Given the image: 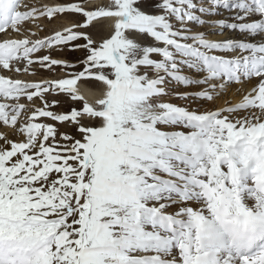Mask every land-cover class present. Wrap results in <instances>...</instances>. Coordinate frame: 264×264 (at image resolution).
Masks as SVG:
<instances>
[{"label":"snow or ice","instance_id":"1","mask_svg":"<svg viewBox=\"0 0 264 264\" xmlns=\"http://www.w3.org/2000/svg\"><path fill=\"white\" fill-rule=\"evenodd\" d=\"M9 30L0 264H264V0H0Z\"/></svg>","mask_w":264,"mask_h":264},{"label":"bare ground","instance_id":"2","mask_svg":"<svg viewBox=\"0 0 264 264\" xmlns=\"http://www.w3.org/2000/svg\"><path fill=\"white\" fill-rule=\"evenodd\" d=\"M30 2L32 3H36L37 0H29ZM58 1H55V0H43V3H57ZM4 34V33H3ZM42 35H48V33H42ZM14 36V33L9 30L8 33H7V36H3V37H7V38H13ZM2 38V37H1ZM3 39V38H2ZM21 79H25V80H38L37 76L36 77H33V76H22L20 77ZM41 78V77H39ZM43 78H50L49 76H44ZM79 86L82 88V90L85 92L86 95H90L92 91H94V89H91L88 85L86 84H83V83H80ZM7 129L5 127H2L0 125V133H3L5 132Z\"/></svg>","mask_w":264,"mask_h":264},{"label":"rangeland","instance_id":"3","mask_svg":"<svg viewBox=\"0 0 264 264\" xmlns=\"http://www.w3.org/2000/svg\"><path fill=\"white\" fill-rule=\"evenodd\" d=\"M55 1H58V2H60V0H55ZM27 2H29V3H32V2H30L29 0H27ZM45 23H46V21H45ZM48 34H50V33H48ZM3 36H7V35H5V34H3V33H0V39H7V37L5 38V37H3ZM2 37V38H1ZM80 55H82L81 53H75V54H72V53H68V56H69V58H72V59H74L75 58V56H80ZM59 71V70H58ZM26 76H31L30 74L29 75H26ZM44 76H48V74L46 73V72H42V73H40V75L39 76H37V78L38 79H40L39 77H44ZM174 83V82H173ZM173 102H175V103H181V101H173ZM39 103V102H38ZM193 106H195V105H193ZM2 126V125H1ZM2 127H4V126H2ZM13 138H15V137H13Z\"/></svg>","mask_w":264,"mask_h":264}]
</instances>
